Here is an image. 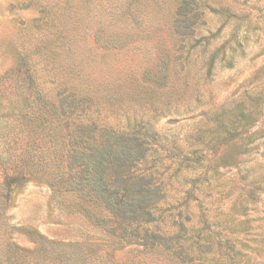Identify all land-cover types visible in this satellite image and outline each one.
Returning <instances> with one entry per match:
<instances>
[{
    "label": "rangeland",
    "instance_id": "rangeland-1",
    "mask_svg": "<svg viewBox=\"0 0 264 264\" xmlns=\"http://www.w3.org/2000/svg\"><path fill=\"white\" fill-rule=\"evenodd\" d=\"M199 1L205 22L181 39V0H0V264H22L10 243L40 247L41 235L86 244L92 264H158L136 246H109L97 223L105 210L57 184L60 128L48 143L52 128L36 111L30 122L12 120L27 97L37 109V92L56 103L61 90L88 96L117 130L153 127L169 162L195 137H215L195 153L207 161L173 178L161 204L176 207L194 189L185 177L206 174L196 183L206 209L195 220L264 260V0ZM14 171L27 180L6 185ZM102 247L109 253H95Z\"/></svg>",
    "mask_w": 264,
    "mask_h": 264
},
{
    "label": "trees",
    "instance_id": "trees-1",
    "mask_svg": "<svg viewBox=\"0 0 264 264\" xmlns=\"http://www.w3.org/2000/svg\"><path fill=\"white\" fill-rule=\"evenodd\" d=\"M206 8L199 0H181L174 20L181 39L194 37L205 22ZM29 99L30 96L22 106L11 109L12 120L21 123L28 118L30 122V114L36 111L42 125L52 128L45 137L48 143L51 138V142L57 139V128L63 131L66 145L60 155L64 169L56 182L79 199L105 210L106 214L97 223L109 246L118 243L115 250L136 246L155 257L158 264H264V260L257 261L244 253L237 240L215 237L209 227L200 226L195 220L197 211L202 216L206 209L196 193L201 190L196 183L201 177L207 179L206 174L185 177L191 179L194 189L184 192L185 200L176 207L171 203L166 207L161 204L166 202L173 178L195 171L207 161L208 156L196 157L195 153L200 151V145L213 144L215 137H195L198 143L169 162L160 151L158 131L151 126L136 125L124 131L106 125L86 95L61 90L56 103H52L37 92L34 96L40 104L37 109L30 105ZM44 153L42 144L40 157ZM21 174L6 172V185L26 181L27 174ZM41 238L43 243L36 248L10 243L21 251L22 264H92L94 252L86 244L55 242L43 235ZM107 250L102 247L95 253L102 256L103 252L109 253ZM16 255L15 251L14 259L10 256L8 260L15 261Z\"/></svg>",
    "mask_w": 264,
    "mask_h": 264
}]
</instances>
